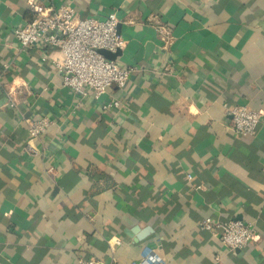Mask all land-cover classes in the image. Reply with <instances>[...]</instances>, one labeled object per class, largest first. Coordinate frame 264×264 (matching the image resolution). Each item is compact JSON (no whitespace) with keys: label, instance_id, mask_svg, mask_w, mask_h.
<instances>
[{"label":"crops","instance_id":"obj_1","mask_svg":"<svg viewBox=\"0 0 264 264\" xmlns=\"http://www.w3.org/2000/svg\"><path fill=\"white\" fill-rule=\"evenodd\" d=\"M30 4L115 13L125 86L63 87L56 51L12 35ZM238 105L264 112V0H0V264H264V116L235 134ZM22 116L49 126L29 139ZM204 219L257 237L229 250Z\"/></svg>","mask_w":264,"mask_h":264},{"label":"built area","instance_id":"obj_2","mask_svg":"<svg viewBox=\"0 0 264 264\" xmlns=\"http://www.w3.org/2000/svg\"><path fill=\"white\" fill-rule=\"evenodd\" d=\"M29 8L30 19L13 29V37L22 50L35 45L45 50H55L51 65L60 76L62 86L74 96L82 98L93 92L97 99L110 85L125 86L135 69L119 63L117 59H108L99 52L103 49L113 53L126 45L118 32L115 13L110 12L103 19L94 16L77 18L70 6L41 8L30 4ZM158 30L160 39L167 44L171 38L170 31L162 24L158 25ZM8 65L3 66L8 68ZM8 104L15 106L11 99ZM119 105L120 102L114 99L103 107ZM228 113L232 131L240 135L253 134L264 116L262 110L242 105L233 107ZM21 123L26 127L29 139L39 137L49 126L45 117L22 116ZM188 178L191 176L188 175ZM200 226L217 236L229 250L241 249L257 237L255 225L249 221L204 219ZM76 264H100V261L92 257H78ZM134 264H163V259L151 248H145Z\"/></svg>","mask_w":264,"mask_h":264},{"label":"water","instance_id":"obj_3","mask_svg":"<svg viewBox=\"0 0 264 264\" xmlns=\"http://www.w3.org/2000/svg\"><path fill=\"white\" fill-rule=\"evenodd\" d=\"M99 52L104 56V57H106V58H108V59H116L117 58V56L118 55H120V53H121V50H117L116 52H109V51H107V50H103V49H101V50H99Z\"/></svg>","mask_w":264,"mask_h":264}]
</instances>
